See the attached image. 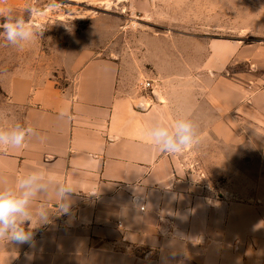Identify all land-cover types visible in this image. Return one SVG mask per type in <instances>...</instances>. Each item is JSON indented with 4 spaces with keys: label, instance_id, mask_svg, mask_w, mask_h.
Wrapping results in <instances>:
<instances>
[{
    "label": "crops",
    "instance_id": "obj_1",
    "mask_svg": "<svg viewBox=\"0 0 264 264\" xmlns=\"http://www.w3.org/2000/svg\"><path fill=\"white\" fill-rule=\"evenodd\" d=\"M31 2L0 0V8ZM201 43L188 52L185 81L141 74L152 90L131 84L121 56L94 50L79 53L66 89L48 77L11 75L0 128L19 123L37 135L18 149L0 146V187L43 172L52 185L32 207L45 203L53 217L24 225L34 247L0 241V264H264V45ZM180 117L198 125L199 144L161 152L148 129ZM65 182L75 186L72 215L55 216Z\"/></svg>",
    "mask_w": 264,
    "mask_h": 264
},
{
    "label": "rangeland",
    "instance_id": "obj_2",
    "mask_svg": "<svg viewBox=\"0 0 264 264\" xmlns=\"http://www.w3.org/2000/svg\"><path fill=\"white\" fill-rule=\"evenodd\" d=\"M4 9L27 20L35 37L12 45L0 29V101L13 74L48 77L63 89L70 87L71 67L83 50L121 56L131 84L140 80L143 88L151 80L141 74L156 71L185 81L188 52L202 49L201 41L235 38L264 45V0H33L28 7ZM226 149V156L235 155ZM248 172L257 174L258 169Z\"/></svg>",
    "mask_w": 264,
    "mask_h": 264
},
{
    "label": "clouds",
    "instance_id": "obj_3",
    "mask_svg": "<svg viewBox=\"0 0 264 264\" xmlns=\"http://www.w3.org/2000/svg\"><path fill=\"white\" fill-rule=\"evenodd\" d=\"M29 15L32 10L28 9ZM0 16L4 22L0 29L9 44L30 42L35 37L32 25L23 17H14L11 9L0 8ZM62 118L71 119V115L61 112ZM37 135L31 126L15 124L11 128H0V146L21 148L26 141ZM148 135L161 152L180 154L193 149L199 144L201 134L198 125L189 117L177 118L171 126L154 123L148 129ZM41 142L46 137H39ZM52 185L50 177L41 171H31L18 178L16 183L7 187H0V241L17 245L29 244L35 246L34 232L26 229L25 224H31L36 219L39 224H47L52 220L47 204L42 203L37 209L32 204L38 193L47 192ZM75 186L65 182L56 189L55 216L72 215V195Z\"/></svg>",
    "mask_w": 264,
    "mask_h": 264
},
{
    "label": "built area",
    "instance_id": "obj_4",
    "mask_svg": "<svg viewBox=\"0 0 264 264\" xmlns=\"http://www.w3.org/2000/svg\"><path fill=\"white\" fill-rule=\"evenodd\" d=\"M143 89L144 90H152L153 87H152V82L151 81H147L144 86H143Z\"/></svg>",
    "mask_w": 264,
    "mask_h": 264
},
{
    "label": "bare ground",
    "instance_id": "obj_5",
    "mask_svg": "<svg viewBox=\"0 0 264 264\" xmlns=\"http://www.w3.org/2000/svg\"><path fill=\"white\" fill-rule=\"evenodd\" d=\"M41 15H43V14H41Z\"/></svg>",
    "mask_w": 264,
    "mask_h": 264
}]
</instances>
